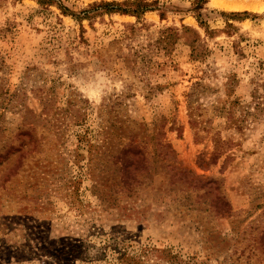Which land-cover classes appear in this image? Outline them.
I'll list each match as a JSON object with an SVG mask.
<instances>
[{
	"label": "rangeland",
	"instance_id": "374dc122",
	"mask_svg": "<svg viewBox=\"0 0 264 264\" xmlns=\"http://www.w3.org/2000/svg\"><path fill=\"white\" fill-rule=\"evenodd\" d=\"M125 1L0 0V264H264V0Z\"/></svg>",
	"mask_w": 264,
	"mask_h": 264
},
{
	"label": "trees",
	"instance_id": "16d2710c",
	"mask_svg": "<svg viewBox=\"0 0 264 264\" xmlns=\"http://www.w3.org/2000/svg\"><path fill=\"white\" fill-rule=\"evenodd\" d=\"M36 1L42 6L50 5V3H55L57 5V7L63 13H67L76 19H81L83 17H87L88 11H93V8H91L89 10H84V11H82L83 13L80 15L77 12L71 11L67 7L63 6L62 3H56L55 0H36ZM206 2H207V0H193L192 11H194V12L200 11ZM103 6H104L103 7L104 11H106V12H120L122 14L134 15L137 18H139L140 15L144 14L147 11H152V10L158 9V7H156L157 5H155V2L149 3V2H146L145 0H126L125 3H121V4L113 3V2L112 3L106 2V3H104ZM94 9H96V8H94ZM245 14H247V13H245ZM236 15H238V14L231 13V16H236ZM162 16H163V14L160 15L161 18H162ZM198 17H199V14L197 15V18ZM182 28L184 29L185 32L188 30H191L189 27H186V26H182ZM170 30H171L170 28L163 29L161 31L162 37H164L163 33H166L167 31H170ZM191 31H192V33H194L195 36H197V34L193 30H191ZM190 44H191V56L197 57L198 53H200V51H199V46L197 44L196 38L192 39L190 41ZM191 95H192V93H191ZM162 253H166V255H168L170 253V251L168 249H163Z\"/></svg>",
	"mask_w": 264,
	"mask_h": 264
},
{
	"label": "bare ground",
	"instance_id": "6f19581e",
	"mask_svg": "<svg viewBox=\"0 0 264 264\" xmlns=\"http://www.w3.org/2000/svg\"><path fill=\"white\" fill-rule=\"evenodd\" d=\"M214 4H216L219 7L232 8V9L240 7L239 5L228 2L226 0H214Z\"/></svg>",
	"mask_w": 264,
	"mask_h": 264
}]
</instances>
